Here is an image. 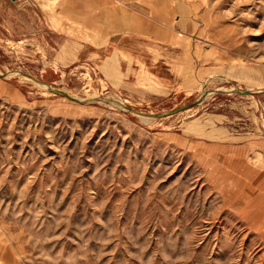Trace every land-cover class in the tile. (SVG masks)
Masks as SVG:
<instances>
[{
	"label": "rangeland",
	"instance_id": "374dc122",
	"mask_svg": "<svg viewBox=\"0 0 264 264\" xmlns=\"http://www.w3.org/2000/svg\"><path fill=\"white\" fill-rule=\"evenodd\" d=\"M58 1L35 0L46 17ZM22 2L30 23L31 1ZM198 4L232 65L177 95L133 98L84 60L53 62L47 34L0 36V70L83 101L0 75V264H264L259 161L245 167L229 148L239 136L264 137V87L237 92L249 89L240 63L264 82V0Z\"/></svg>",
	"mask_w": 264,
	"mask_h": 264
},
{
	"label": "crops",
	"instance_id": "0c3cea01",
	"mask_svg": "<svg viewBox=\"0 0 264 264\" xmlns=\"http://www.w3.org/2000/svg\"><path fill=\"white\" fill-rule=\"evenodd\" d=\"M4 1L0 36L5 40L19 43L23 34H36L37 39L47 34L43 47L57 50L53 62L84 60L96 67L107 86L133 98L177 95L232 65L231 49L215 35L219 27L201 20L199 0H59L50 17L30 0V23L24 21L27 3ZM244 63L238 66L240 78L249 84L246 88H263L262 78L252 74L259 69ZM238 138L229 148L245 167H251L253 157L259 161L253 182L256 192L264 193V137Z\"/></svg>",
	"mask_w": 264,
	"mask_h": 264
},
{
	"label": "bare ground",
	"instance_id": "6f19581e",
	"mask_svg": "<svg viewBox=\"0 0 264 264\" xmlns=\"http://www.w3.org/2000/svg\"><path fill=\"white\" fill-rule=\"evenodd\" d=\"M12 72H16V73H18L19 74V76H22L24 79H29V80H35V81H37V82H41V81H38V80H36V79H34V78H32L29 74H26L25 72H22V71H20V70H11ZM9 73H10V71H7V72H3L2 70H0V75H2L3 77H10V76H8L9 75ZM216 77H221V76H216ZM223 77V76H222ZM224 78V77H223ZM223 78H220L221 80L223 79ZM211 79H212V77H211ZM226 79V78H225ZM35 81H33V82H35ZM37 82H35L36 84H38L39 86H41V87H43V88H46V89H48V90H51L52 88H51V86H50V84H43V83H37ZM236 87H234V86H231V89H229V91H232V90H234ZM228 89V88H227ZM61 90V89H60ZM226 90V89H225ZM249 90H251L252 92H258V91H260V88H256V89H249ZM205 95H206V92L204 93ZM70 95L71 96H73V97H75V98H79V100H81L82 101V99L80 98V97H78L77 95H73V94H71L70 93ZM248 95H250V94H248ZM116 96V95H115ZM207 96V95H206ZM118 97V96H117ZM99 100V99H98ZM98 100H96V99H92L90 96L89 97H87L86 98V100H84V101H86V102H95V101H98ZM104 102H107V103H109V102H111L112 103V105L113 104H115L116 106H118V107H120V108H122V109H124V110H126V111H128V109L125 107L127 104L123 101V100H121V99H119V98H116V97H114V96H107V97H105V100H104ZM201 102V101H200ZM200 104V103H199ZM134 113V112H133ZM154 113V112H153ZM135 114H137V115H139V116H143V118H157L156 116H153V115H151V113L150 114H138V113H135Z\"/></svg>",
	"mask_w": 264,
	"mask_h": 264
},
{
	"label": "water",
	"instance_id": "95a60500",
	"mask_svg": "<svg viewBox=\"0 0 264 264\" xmlns=\"http://www.w3.org/2000/svg\"><path fill=\"white\" fill-rule=\"evenodd\" d=\"M50 86H51V85H50ZM51 88H52L51 90H52L54 93H56V94L64 95V96H66V97H68V98H70V99H72V100L78 101V102H83V101H81V100H79V99H77V98L71 96L70 94H68V93H66V92H64V91H62V90H60V89H58V88H54V87H52V86H51ZM235 90H236V88H235L234 90H232V91H235ZM237 92H239V93H241V94H244V95H248V94L256 93V92H252V91L249 90V89H247V90L237 89ZM204 98H205V96L203 95L202 98H200V100H199L198 102H196V103H199L200 101L204 100ZM194 104H195V103L189 104V105H187V106H182V107H179V108H174V109H172V110L166 112L165 114H175V113H177V112H180V111L186 110V108H189L190 106H192V105H194ZM125 107H126V108L128 109V111H130V112H134V113H138V114H147L146 112L140 111V110L135 109L134 107H130V106H128V105H126Z\"/></svg>",
	"mask_w": 264,
	"mask_h": 264
},
{
	"label": "built area",
	"instance_id": "2783aa9c",
	"mask_svg": "<svg viewBox=\"0 0 264 264\" xmlns=\"http://www.w3.org/2000/svg\"><path fill=\"white\" fill-rule=\"evenodd\" d=\"M52 86V85H51ZM53 87V86H52Z\"/></svg>",
	"mask_w": 264,
	"mask_h": 264
}]
</instances>
